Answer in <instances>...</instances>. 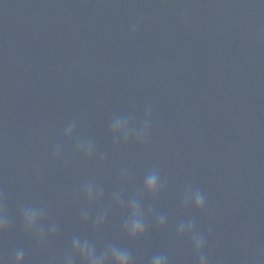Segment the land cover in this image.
Instances as JSON below:
<instances>
[{
    "label": "water",
    "instance_id": "95a60500",
    "mask_svg": "<svg viewBox=\"0 0 264 264\" xmlns=\"http://www.w3.org/2000/svg\"><path fill=\"white\" fill-rule=\"evenodd\" d=\"M113 116L147 121L146 138L114 142ZM88 141L91 157L77 151ZM153 170L164 188L151 196ZM189 188L202 210L183 203ZM133 196L152 210L135 241L123 232ZM0 198L5 264L17 249L25 264H64L74 235L127 248L133 264H264V0H0ZM22 206L46 209L43 243ZM190 220L201 253L177 236Z\"/></svg>",
    "mask_w": 264,
    "mask_h": 264
},
{
    "label": "clouds",
    "instance_id": "9594fccd",
    "mask_svg": "<svg viewBox=\"0 0 264 264\" xmlns=\"http://www.w3.org/2000/svg\"><path fill=\"white\" fill-rule=\"evenodd\" d=\"M73 124H70L64 132L66 137H71L73 133ZM110 134L117 143H127L129 139H139L143 141L148 133L147 121L142 128H135L126 117L113 116L109 125ZM77 151L85 157H91L95 151V147L91 141L78 142ZM60 148L57 147L56 154L59 155ZM102 158V157H101ZM164 185L160 181L159 173L155 170L145 174L143 178V192L154 196L162 191ZM82 195L88 201L99 199L102 193L98 190L94 183H88L82 190ZM122 197L119 193L114 195V202L120 203ZM183 203L194 207L197 211L205 207L204 195L199 190L189 188L184 193ZM128 215L123 223V232L131 241L141 239L147 229V217L152 214L149 209L146 213L141 206V200L136 196L130 197L128 200ZM107 212L99 213L95 218L97 228L101 227L105 221ZM46 216V209L38 206H22L20 208L19 218L26 232L31 233L41 243L45 240V232L42 228V222ZM82 217L87 221V212L82 213ZM10 219L4 211V203L0 198V234L6 232L10 226ZM155 223L157 227L163 228L166 223V216L157 215ZM57 231V226L54 222L48 224V235H54ZM189 235L192 237V245L197 253H201L205 246V238L195 231V222H181L177 226V236ZM25 253L23 249H17L15 252L13 264H25ZM79 258L81 264H133L131 253L127 248L120 245L108 242L104 249L100 252L94 243L87 238L82 239L79 236H73L71 240L70 252L64 257V264H75V259ZM0 264H5L0 257ZM150 264H168L166 255H154L151 258ZM199 264H207V258L201 254L199 256Z\"/></svg>",
    "mask_w": 264,
    "mask_h": 264
}]
</instances>
